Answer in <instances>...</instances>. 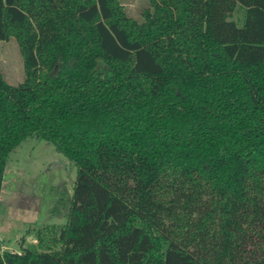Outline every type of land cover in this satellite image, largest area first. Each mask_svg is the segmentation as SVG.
<instances>
[{
    "label": "trees",
    "instance_id": "obj_1",
    "mask_svg": "<svg viewBox=\"0 0 264 264\" xmlns=\"http://www.w3.org/2000/svg\"><path fill=\"white\" fill-rule=\"evenodd\" d=\"M149 3L0 0L25 72L0 70V195L31 136L77 167L66 221L0 264H264V0Z\"/></svg>",
    "mask_w": 264,
    "mask_h": 264
},
{
    "label": "rangeland",
    "instance_id": "obj_2",
    "mask_svg": "<svg viewBox=\"0 0 264 264\" xmlns=\"http://www.w3.org/2000/svg\"><path fill=\"white\" fill-rule=\"evenodd\" d=\"M126 12L141 19L149 0H121ZM244 9L234 18L242 23ZM102 67L104 63H100ZM0 70L10 84L24 80V62L17 41L0 40ZM77 167L55 146L31 136L11 152L0 195V249L18 250L19 242L36 243L37 228L63 224L67 219ZM64 201L54 208L60 197Z\"/></svg>",
    "mask_w": 264,
    "mask_h": 264
}]
</instances>
